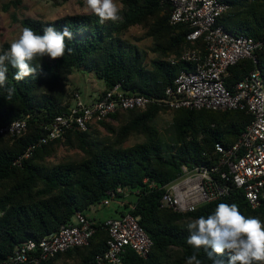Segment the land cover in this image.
<instances>
[{"label":"trees","instance_id":"obj_1","mask_svg":"<svg viewBox=\"0 0 264 264\" xmlns=\"http://www.w3.org/2000/svg\"><path fill=\"white\" fill-rule=\"evenodd\" d=\"M229 9L218 22L227 31L255 40L264 38V0H221ZM120 19L99 24L90 14L71 15L44 22L34 18L21 21L22 28L32 27L43 34L45 27L57 30L68 27L73 39L67 41L73 51L55 60L45 56L35 76L21 81L13 79L17 69L9 65L7 85L0 88V128L29 116L27 131L16 139L0 137V264L15 249L29 240L39 241L72 222L77 212L88 213L108 198V192L119 187L132 191L131 200L118 206L116 216L131 213L153 241L147 259L128 250L122 264H186L196 254L202 264H212L206 252L198 253L186 243V224L190 219L210 215L218 204H237L245 216L264 221V202L252 209L242 192L199 207L190 213H178L162 207L166 186L175 181L182 165H210L217 160L216 145H234L251 117L244 111L172 110L152 105L147 110L118 112L108 120L91 126L86 132L70 131L63 140L53 141L16 165L27 148L41 138L44 126L73 106L69 92L70 77L77 70L93 73L103 81L101 99L121 85L125 95L161 98L186 65H172L170 59L187 50L205 53L202 41L190 42L188 25H171L172 7L163 0H121ZM134 28H140L153 40L151 52L156 55L149 68L147 54L125 39ZM9 44L1 48L7 50ZM264 77V48L258 53ZM250 62L230 69L226 86L243 80L253 70ZM7 87L15 92L7 98ZM73 98V99H72ZM72 99V102H71ZM161 113L173 117L168 140L155 125ZM113 137L101 142L99 128ZM133 136L141 143L125 147ZM61 149L65 155H60ZM155 182L149 189L145 180ZM138 192V193H137ZM89 217V216H88ZM108 232L99 228L88 246L59 254L42 264H95L107 250ZM211 252V248L208 249ZM231 253H213L215 259L227 261Z\"/></svg>","mask_w":264,"mask_h":264},{"label":"built area","instance_id":"obj_2","mask_svg":"<svg viewBox=\"0 0 264 264\" xmlns=\"http://www.w3.org/2000/svg\"><path fill=\"white\" fill-rule=\"evenodd\" d=\"M166 1L172 7L171 25H188L191 31L187 40L202 41L205 53L187 50L170 59L174 66L184 64L187 67L175 77L161 98L125 95L121 85L89 104L76 93L69 111L44 126L45 134L33 142L15 164L21 165L37 149L63 140L68 132L89 131L91 126L111 120L118 112L147 110L152 105L168 111H244L250 115L251 122L238 141L231 147L216 145L217 160L213 164L182 165L179 177L165 188L162 207L190 213L233 191H240L250 207L258 209L264 202V77L258 57L264 48V38L255 40L227 31L218 22L229 9L221 0ZM243 61L250 62L254 68L230 90L226 86L230 69ZM29 119L26 116L0 128V137L20 138L28 129ZM144 182L149 189L157 188L155 182L148 179ZM131 195L130 189L119 187L108 192V198L93 210L107 207L113 201L123 205ZM99 228L108 232L107 250L97 256L95 264H116L117 261L122 264L128 250L147 259L152 251L153 241L131 213L96 221L77 212L72 222L61 226L59 231L17 247L2 264H42L74 248L88 246Z\"/></svg>","mask_w":264,"mask_h":264},{"label":"clouds","instance_id":"obj_3","mask_svg":"<svg viewBox=\"0 0 264 264\" xmlns=\"http://www.w3.org/2000/svg\"><path fill=\"white\" fill-rule=\"evenodd\" d=\"M84 4L88 12L98 17L100 25L121 18L122 5L118 0H84ZM72 39L73 33L68 27L57 30L48 26L42 35L30 26L22 28L7 50L0 48V88L7 85L9 65L18 70L13 76L16 81L35 76L40 65L33 67L32 63L45 56L55 60L64 57L66 52L70 54L73 49L68 47L67 41ZM6 90L10 99L15 88L7 87ZM186 229V243L196 253L203 249L212 264H264V221L243 215L235 203L218 204L207 217L190 219ZM225 250L231 253L227 261L214 258L213 253L220 254ZM186 264H202V261L193 254Z\"/></svg>","mask_w":264,"mask_h":264},{"label":"rangeland","instance_id":"obj_4","mask_svg":"<svg viewBox=\"0 0 264 264\" xmlns=\"http://www.w3.org/2000/svg\"><path fill=\"white\" fill-rule=\"evenodd\" d=\"M118 3L122 5L121 0H118ZM80 14H90L86 10L84 0H0V48L4 44L10 45L11 41L18 37L22 30L21 21L25 18L48 22ZM125 39L136 44L147 54V64L152 69L150 62L156 58V55L151 52L153 40L146 37L144 31L140 28L130 30ZM104 90L103 81L98 80L93 73L77 70L70 77L69 92L74 95V98L76 93L80 94L82 101L86 104L98 99ZM108 122L115 127L118 125L113 119L108 120ZM172 122L173 117L170 113H161L154 122L165 140H168ZM106 137H110L113 141V137L108 134L105 128L100 127L96 138L104 142L103 140ZM143 139L142 136H133L124 146H134L141 143ZM60 155H65V150L61 149ZM129 200H131V197H128L125 202ZM118 205L117 201H113L107 207L92 210L88 213V216L95 219L115 217Z\"/></svg>","mask_w":264,"mask_h":264},{"label":"crops","instance_id":"obj_5","mask_svg":"<svg viewBox=\"0 0 264 264\" xmlns=\"http://www.w3.org/2000/svg\"><path fill=\"white\" fill-rule=\"evenodd\" d=\"M119 206V205H118ZM117 210H119V207L117 208ZM116 217V216H115ZM110 218H112V217H110ZM91 219H93V220H96V221H104V220H106V219H108V218H104V219H95V218H91Z\"/></svg>","mask_w":264,"mask_h":264}]
</instances>
